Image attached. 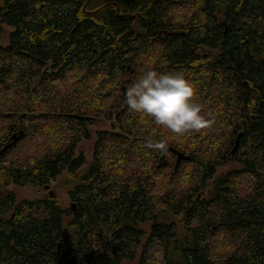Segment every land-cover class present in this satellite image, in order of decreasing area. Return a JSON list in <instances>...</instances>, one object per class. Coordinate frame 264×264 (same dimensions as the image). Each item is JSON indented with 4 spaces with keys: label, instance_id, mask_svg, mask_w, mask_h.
<instances>
[{
    "label": "trees",
    "instance_id": "16d2710c",
    "mask_svg": "<svg viewBox=\"0 0 264 264\" xmlns=\"http://www.w3.org/2000/svg\"><path fill=\"white\" fill-rule=\"evenodd\" d=\"M0 24V188L37 195L0 191V264H264V0H0ZM148 69L182 71L206 126L130 112Z\"/></svg>",
    "mask_w": 264,
    "mask_h": 264
},
{
    "label": "clouds",
    "instance_id": "9594fccd",
    "mask_svg": "<svg viewBox=\"0 0 264 264\" xmlns=\"http://www.w3.org/2000/svg\"><path fill=\"white\" fill-rule=\"evenodd\" d=\"M194 96V88L182 71L148 69L125 90L124 102L130 112L144 114L172 133L183 134L207 124ZM163 146L147 142L144 145L148 149Z\"/></svg>",
    "mask_w": 264,
    "mask_h": 264
},
{
    "label": "rangeland",
    "instance_id": "374dc122",
    "mask_svg": "<svg viewBox=\"0 0 264 264\" xmlns=\"http://www.w3.org/2000/svg\"><path fill=\"white\" fill-rule=\"evenodd\" d=\"M7 28L3 27L0 24V42L5 43L7 38ZM111 129V122H94L92 125L88 127L89 132V139L82 140L79 142L76 153H82L84 157L86 158L87 163H90L91 156H92V150L95 140V134L99 131H108ZM236 167V164L233 162L227 165L226 167H223L222 169L218 170V172H226L231 169H234ZM66 177L60 176L56 180L55 184L51 187L50 192L56 197L58 200L59 205L64 208H70L71 203L69 202L68 196H67V187L65 185V179ZM0 191L2 193H6L8 191H11L15 193L19 198H28L32 199L36 197L37 195L30 189H20L14 186H9L8 188H0ZM173 221L176 222V224L180 227L181 226V216H174L171 218ZM138 256L134 258L133 260H122L121 264H137Z\"/></svg>",
    "mask_w": 264,
    "mask_h": 264
},
{
    "label": "water",
    "instance_id": "95a60500",
    "mask_svg": "<svg viewBox=\"0 0 264 264\" xmlns=\"http://www.w3.org/2000/svg\"><path fill=\"white\" fill-rule=\"evenodd\" d=\"M13 138H15L13 136ZM173 153L176 154V161H175V167H177V165L184 159L188 160L189 158L184 156L182 153L178 152V151H175V150H172ZM71 209H73V205H71Z\"/></svg>",
    "mask_w": 264,
    "mask_h": 264
}]
</instances>
